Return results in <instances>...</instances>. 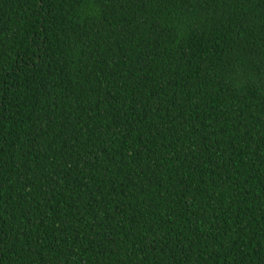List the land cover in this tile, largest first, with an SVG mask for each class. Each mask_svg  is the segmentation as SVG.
<instances>
[{
    "label": "trees",
    "instance_id": "trees-1",
    "mask_svg": "<svg viewBox=\"0 0 264 264\" xmlns=\"http://www.w3.org/2000/svg\"><path fill=\"white\" fill-rule=\"evenodd\" d=\"M0 264H264V0H0Z\"/></svg>",
    "mask_w": 264,
    "mask_h": 264
}]
</instances>
